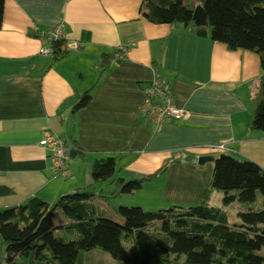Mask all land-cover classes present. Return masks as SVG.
<instances>
[{
    "label": "crops",
    "instance_id": "obj_1",
    "mask_svg": "<svg viewBox=\"0 0 264 264\" xmlns=\"http://www.w3.org/2000/svg\"><path fill=\"white\" fill-rule=\"evenodd\" d=\"M149 6V0H5L0 212L32 198L53 207L60 197L81 190L112 193L111 181H93L94 164L110 158L117 159L115 178L125 181L152 176L178 160L167 174L126 195L143 199L139 207L149 212L198 205L206 191L210 205L222 207V194L212 190L216 159L246 160L264 171V135L251 129V96L262 77L259 57L197 38L192 27L153 24L144 17ZM60 25L65 27L64 46L80 47L56 62L39 55L48 42L41 34ZM104 56L110 57L111 69L99 82ZM149 83L172 92L186 115L182 121L161 129L150 121L144 110ZM97 85L93 100L74 113L80 97ZM47 135L79 148L71 158L70 180L53 174L40 145ZM97 206L107 217L115 213L116 207L104 202ZM52 217L57 226L68 223L58 211ZM56 234L70 239L64 231ZM19 264L37 263L32 256ZM76 264L125 263L94 250L81 253Z\"/></svg>",
    "mask_w": 264,
    "mask_h": 264
},
{
    "label": "trees",
    "instance_id": "obj_2",
    "mask_svg": "<svg viewBox=\"0 0 264 264\" xmlns=\"http://www.w3.org/2000/svg\"><path fill=\"white\" fill-rule=\"evenodd\" d=\"M149 1L151 6L144 14L147 21L192 27L197 38L259 57L262 77L251 96V129L264 135V0ZM4 11L5 0H0V30ZM65 43H53L54 61L68 57L62 51ZM110 62V57H103L99 82L111 69ZM158 67L155 62L154 69ZM151 86L147 84L144 90ZM97 87L80 97L72 108L74 113L88 106ZM68 148L80 151L76 146ZM176 163L178 160L152 176L127 182L115 178L117 159L110 158L94 164L93 181L94 185L111 181L115 187L112 193L81 190L60 197L53 207L32 198L0 212V264H19L32 256L37 264H76L81 253L94 250L125 264H264V171L250 161L232 157L213 161L212 190L222 194V207L211 206L210 191H206L198 205L186 208L157 212L141 207L113 208L119 197L140 192ZM100 202L115 209L123 223L98 210ZM227 208L232 212H226ZM56 211L67 224L57 226L52 217ZM57 231H64L70 239L57 237Z\"/></svg>",
    "mask_w": 264,
    "mask_h": 264
},
{
    "label": "built area",
    "instance_id": "obj_3",
    "mask_svg": "<svg viewBox=\"0 0 264 264\" xmlns=\"http://www.w3.org/2000/svg\"><path fill=\"white\" fill-rule=\"evenodd\" d=\"M44 39H47V44L40 49V56L44 58H54L53 43L63 42L65 40V27L60 25L48 32L41 34ZM80 47L79 44H72L71 46H63L62 51L68 55L75 53ZM121 55V56H120ZM119 59H123L125 50L120 51ZM149 96V103L144 110L150 121H152L157 128L161 129L168 123L180 122L185 118V113L175 104L172 92L166 89L160 83H154L151 87L145 90ZM48 153L51 170L56 177L63 180H70L72 172L70 169V150L63 140L59 137L47 135L40 143ZM224 149V148H222Z\"/></svg>",
    "mask_w": 264,
    "mask_h": 264
},
{
    "label": "rangeland",
    "instance_id": "obj_4",
    "mask_svg": "<svg viewBox=\"0 0 264 264\" xmlns=\"http://www.w3.org/2000/svg\"><path fill=\"white\" fill-rule=\"evenodd\" d=\"M130 180H127V182H129ZM101 188L97 189V191H99ZM260 196V195H259ZM133 202V203H132ZM145 202H143V199L139 198L136 199L134 198V200H131L130 197H127L126 195H124V197H122V201L119 200L117 202L113 203V206L116 207V209L120 208V207H139V205L143 204L144 205ZM147 209L149 208V206H145ZM111 209L113 210V208L111 207ZM145 211H148L145 209ZM108 218H110L111 220L117 222V223H123L122 219L120 216L116 215L115 213H108ZM128 243L125 242V245L127 246Z\"/></svg>",
    "mask_w": 264,
    "mask_h": 264
},
{
    "label": "water",
    "instance_id": "obj_5",
    "mask_svg": "<svg viewBox=\"0 0 264 264\" xmlns=\"http://www.w3.org/2000/svg\"><path fill=\"white\" fill-rule=\"evenodd\" d=\"M70 156H71V158H74L76 156V151L75 150H71L70 151Z\"/></svg>",
    "mask_w": 264,
    "mask_h": 264
}]
</instances>
